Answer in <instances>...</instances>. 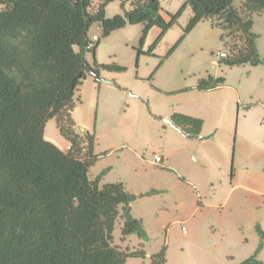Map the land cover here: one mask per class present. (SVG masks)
I'll list each match as a JSON object with an SVG mask.
<instances>
[{"label":"trees","instance_id":"obj_1","mask_svg":"<svg viewBox=\"0 0 264 264\" xmlns=\"http://www.w3.org/2000/svg\"><path fill=\"white\" fill-rule=\"evenodd\" d=\"M114 1L122 10L128 2L130 9L106 17L105 8ZM234 1L185 0L164 22L158 0H98L95 5L92 0H0V264H125L127 259L145 258L141 248L122 251L112 245L117 218L122 240L146 235L129 210L135 196L120 183L100 187L105 170L88 179V169L96 161L94 136L76 134L70 119L74 94L86 75L98 83L100 72L125 71L115 64H86L82 52L89 42L88 30L98 25L106 38L125 26L142 24L136 55L151 56L188 6L192 15L167 54L196 24L208 21L222 31L224 67L262 65L252 16L264 13V0H239L237 9ZM153 26L161 33L142 53ZM224 32L239 34L242 45L228 50ZM224 82L221 76H207L195 89L211 91ZM52 119L70 146L66 153L43 138ZM170 120L184 136L199 135L201 120L181 114ZM256 231L262 239L258 226ZM261 248L238 264H264L257 258ZM149 259L150 264H165V246Z\"/></svg>","mask_w":264,"mask_h":264},{"label":"rangeland","instance_id":"obj_2","mask_svg":"<svg viewBox=\"0 0 264 264\" xmlns=\"http://www.w3.org/2000/svg\"><path fill=\"white\" fill-rule=\"evenodd\" d=\"M97 1L92 0L93 5ZM178 1L171 0L172 3ZM160 2L163 7L166 6V0ZM111 5L114 10L119 9L116 2ZM234 6L236 9L239 7L237 0ZM108 10L109 13L110 8ZM181 25L182 28L186 25L184 19ZM124 31L127 41H133V47L130 43L124 47L121 41L125 39L120 37L122 32L114 31L109 37L118 41L119 52L116 57H112V61L125 68L126 71L117 76L126 84H132L133 88L126 91L128 102L120 97L113 129L107 131L100 117L96 119L95 105L86 103V97L97 91L93 80L86 78L74 97L75 104L78 97L83 98L82 105L79 104L75 110L79 121L73 124L74 132L80 135L79 128L84 124H89L91 128L96 126L95 151L104 152L101 159L88 169V179L94 180L102 166L110 167L105 182L120 183L126 192L135 196V201L129 207L141 217L146 233L144 239L130 235L122 240L121 221L117 218L112 232V245L122 251L139 248L144 251V259H127L125 264H150L149 257L157 254L163 246L165 264H211L213 261L223 264L221 262L224 260L212 259L214 255L211 253V249L221 243L222 234L229 241L235 261L247 259L259 245H262L260 256L264 260V195L253 196L238 189L228 192L229 178L223 182L219 176L212 182L214 187H211L203 170L208 168L206 160L210 161L211 157L205 156L203 142L183 139L157 113L163 110L165 104L172 107L175 100L181 97L180 94L167 95L173 87L193 85L197 78L202 80L216 72L217 76L225 79V85L218 91L225 102L232 93L236 94V88L239 89L237 103L240 112H237L235 101H230L227 120L218 122L217 127H213L214 123L209 118L203 121L205 130L213 127L216 133L212 136L225 142L223 154L215 156V164H222L223 157L225 176H229L230 167L235 171V158L238 179L244 173L240 168L242 166L254 170L258 169L255 166L264 169V131L257 134L261 139L257 142L249 138V126L246 127L245 137L236 136L237 120L249 125L251 120L260 115L256 103L264 102V64L229 68L224 67L219 58V64H214V61H218L215 55L226 52L224 45L219 42L222 31L202 22L173 53L167 54L168 51L159 47L154 51L155 57L141 56L135 66L133 48L138 45L140 28L129 26ZM223 35L228 50L242 45L239 34L224 32ZM169 39L170 34L164 41ZM200 40L206 41L207 54L193 51V45ZM259 46L264 52V37L259 41ZM244 106L251 107L249 113L242 114ZM45 131L48 140L57 142L62 149L65 147L66 142L61 139L53 122L48 124ZM155 154L164 155L163 167L152 164ZM166 167L169 171L165 170ZM262 179L264 193V174ZM246 211L255 214L254 217L245 215ZM256 226L263 231L262 239ZM239 249L243 252L238 254Z\"/></svg>","mask_w":264,"mask_h":264},{"label":"crops","instance_id":"obj_3","mask_svg":"<svg viewBox=\"0 0 264 264\" xmlns=\"http://www.w3.org/2000/svg\"><path fill=\"white\" fill-rule=\"evenodd\" d=\"M184 1L185 0H179L177 3H172L171 0H166V2H164L166 4V6L163 7L160 0H158L159 6H160L159 15L162 18V20L164 22H168L169 21V14L172 15V14L176 13L177 10L184 3ZM237 1H238V6H239L240 1L239 0H237ZM114 2H116V1H114ZM114 2H111L106 6V8H105L106 17H113L115 15H121V14H123V11H128L130 9V4L128 2H126L124 4L123 10L120 8V3L116 2L118 4L119 9L114 10L113 7H111V6H113L111 4ZM234 2H233V6H234ZM109 8H110V12L108 13ZM234 8H235V6H234ZM191 15H192L191 9H190V7L187 6L185 8V10L183 11V13L181 14V16L171 26V28L168 29L161 36L160 40L157 42V45L155 46L154 50L152 51L151 56L150 55L147 56L144 54L136 55V48L138 47V45L136 48H133V51L135 52V66L137 64V60L141 56H143V57H155L154 51L159 47H162L164 49V51H169V49L177 42L179 37L182 35V30L185 26L182 28L181 20L184 19V21L187 24ZM202 22L209 23V25L212 29H217V28L212 27L210 22H208V21H201L198 24H200ZM198 24H196V26ZM133 26H138L140 28V34L139 35H141L143 25L138 24V25H133ZM127 27H129V26H125L124 28L116 30V31L122 32L120 34V37L125 39V41H121L123 43L124 47H127V45H128L127 43H130L133 47V41H127V39H126V32L124 30ZM192 30L187 35H189L192 32ZM252 32L257 35L256 48H257L258 55L260 58H264V52L263 51L261 52L260 46H259V41H261L262 38L264 37V13H260V14L252 16ZM160 33H161V31L157 26H153L148 30V32L145 36L143 45L141 47L142 53L147 51L149 46L159 37ZM169 34H170V39L168 41H164V40H166V38ZM110 35H111V33L106 38H102L101 37V28L98 25H93L90 27V29L88 30V33H87V37L90 39L92 36H97L98 41L91 51H83L82 52L83 59L86 62V64H88L89 66L103 65V64L118 65L112 61V57H116L117 53L119 52L118 41H113V39L111 40L109 37ZM186 36L180 42V44L184 42ZM138 42H139V39H138ZM219 42L221 44H223V42L220 41V38H219ZM195 45L197 47H195ZM195 45H193V48H192L193 51H197L201 54H205V53L207 54V52H206L207 50L205 49L206 41H204V40L197 41V43ZM177 47L174 49V51L177 49ZM173 52H171V53H173ZM217 60H218V58H217ZM214 64L218 65L219 60L217 62L214 61ZM118 66H120V65H118ZM119 74H122V73L100 72L99 73L100 81L98 83H95L94 80L92 79V77H90L89 75H86V77H85V79L89 77V79L93 80V84L97 88V91H95V93H93L92 95H88L86 97V103L95 105V107L97 109L96 119L99 120V117H100L101 123L104 125V127L107 131H111L113 129V125H114L116 118H117V109H118L120 97L122 98V100L125 99V101L128 102L129 99L128 98L126 99V91H127V89L133 88L132 84L128 85L125 82H123L119 78V76H117ZM210 76H212V75H210ZM212 77H220V76H217L216 72H214V75ZM85 79L81 82V84L85 81ZM198 81H200V78H197L196 83L193 85L179 86V88H176V89L173 87L172 90L167 93V95L180 94L181 97H179V99L175 100L172 107H168L165 104V106L163 107V110H161L160 112H157L158 114H160L159 117L165 118V120H168L171 122L170 117L172 115L181 114V115L196 118V119H199L202 121V125H201L199 135L196 138L186 137L183 134H181L180 131H178V129H176L174 126L173 127L182 135L183 139L198 140V141L203 142L202 147H203V152H204L205 156L211 157L210 161L206 160V164H207L208 168L203 169V170H205L204 175H206L207 181L211 183V187H214L212 182H214L215 178L219 176L223 182H226L227 179L229 178L227 181L228 192H230V191L234 192L235 190L238 189V190H240V192H247L253 196L264 195V193L262 192V190H263L262 174H264L263 168H259V166H255L258 169L254 170V169H248L246 166H242L240 168L242 169V171L244 173H243V176L238 179V177H237L238 176L237 175V163H236L235 158L233 161L235 171L233 172V168L230 167L229 176H225L226 175L225 161H224L223 157H222V164H218V165L215 164V156H218V154H220V153L223 154V150L225 149V142H221L215 136L213 137L212 135L215 134L216 132L213 131L212 129H213V127H217L218 122H221L225 119L226 120L228 119L227 118L228 117L227 116V108H228L230 101L231 102L235 101V106L237 108V112L238 113L240 112V107H239V104L237 103L238 98H239V89L236 88V91H235L236 94L234 95V93H232L230 96L227 97V100L225 102L224 101L225 99L222 97V95L220 93H218V91L225 85V82L222 86H220L219 88H217L215 90L197 91L195 88H196ZM224 81H225V79H224ZM81 84H80V86H81ZM80 86L77 87L75 94H77L78 88H80ZM75 94H74V97H75ZM83 97H84V95H83ZM235 97L237 100H235ZM82 99H81V97H78L76 99V104L74 105V108H73L72 112L70 113V119H71V122L73 124H75L76 122L79 121V118H77V116L75 115V110L79 106V104L82 105V103H83ZM81 101H82V103H81ZM256 107L260 108V111H261L260 115L258 116V118L251 120V123L249 125H247L245 121L242 122L241 120H237V123H236V136L237 137H241V136L245 137L246 136V127L249 126V138L251 139V141H256V142L261 141L260 136L257 134L264 131V102H260V104L256 103ZM250 110H251V107L244 106L242 114H247L250 112ZM206 118L211 119L214 123V126L208 130H205V127H203V123H204L203 121H205ZM52 122L56 126V121L54 119L49 120L44 127L43 138L46 141L55 145L63 153H66L67 152L66 148L69 146V144L66 140H64L61 137V139H63L66 142L65 147L62 149L59 147L57 142L48 140L46 138V133H45L46 131L45 130H46L48 124H50ZM93 127L94 128H91V126L89 124H84L83 127L79 128L80 129L79 132L82 131L83 132L82 134H85V133L93 134L94 146L92 149V155L96 157V161L94 163V164H96L97 161L99 159H101V156L103 155L104 152H102V151L96 152L95 151V142H96L95 127L96 126H93ZM169 128H171V127H169ZM91 130H93V131L91 132ZM170 132H172V131H170ZM82 134H80V135H82ZM207 136L209 137L208 139L199 140V137H207ZM236 140H237V138H236ZM159 157L161 159V162H160V164L155 165V166L163 167L164 163H165V157L163 154L161 156L159 155ZM212 159H213V161H212ZM109 169H111V168L107 167V166H104V167L102 166V168L99 170L97 176L102 171H104V170L106 171L105 174L103 176H101V178L99 180L98 185L100 187L105 185L106 183H112V182H105V178L108 174L107 172ZM165 170H168V168L166 167ZM208 170H209V172H208ZM227 201H228V199L225 200V203H227ZM252 202H253V200H252ZM129 210H130L131 215L134 218L139 219L142 223L141 217L138 216L137 214H134L131 207H129ZM242 214H244L243 211H242ZM245 215H248L250 217H254L255 214L251 213L250 211H248V212L246 211ZM142 226H143V224H142ZM220 237H221L220 238L221 243L217 244L215 247H213L211 249V253H212V255H214V257L212 259L218 258V260L219 259L224 260V262H221L223 264H238V263L242 262L244 260L243 258L241 260L235 261L234 253L229 248V241H227L226 238L222 234ZM219 250L221 252L218 253ZM237 252L239 254V253L243 252V250L239 249ZM215 255H216V257H215ZM260 255H261V249L259 250V252L257 254V258L262 263H264V260ZM210 260H211V258H210ZM210 260H209V263H210ZM202 262L205 263V261H202ZM211 264H215L214 261Z\"/></svg>","mask_w":264,"mask_h":264},{"label":"built area","instance_id":"obj_4","mask_svg":"<svg viewBox=\"0 0 264 264\" xmlns=\"http://www.w3.org/2000/svg\"><path fill=\"white\" fill-rule=\"evenodd\" d=\"M98 41V37L97 36H92L90 39H89V42L85 45V49L86 51H90L93 49V47L95 46V44L97 43ZM216 58H219V59H223V58H226V52H221L219 54H216L215 55ZM83 132L80 131V134H82ZM70 149V146H68L66 148V150L68 151ZM161 162V159L159 157V155H153V158H152V163L154 165H158L160 164Z\"/></svg>","mask_w":264,"mask_h":264},{"label":"water","instance_id":"obj_5","mask_svg":"<svg viewBox=\"0 0 264 264\" xmlns=\"http://www.w3.org/2000/svg\"><path fill=\"white\" fill-rule=\"evenodd\" d=\"M86 40H87V37H86ZM82 57H83V55H82ZM165 122L168 123L169 125L173 126V124L170 121L165 120ZM208 138H209L208 136L207 137H199V140H204V139H208Z\"/></svg>","mask_w":264,"mask_h":264}]
</instances>
